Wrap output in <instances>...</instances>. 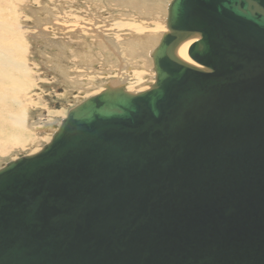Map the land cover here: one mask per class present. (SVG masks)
Listing matches in <instances>:
<instances>
[{
  "label": "water",
  "instance_id": "95a60500",
  "mask_svg": "<svg viewBox=\"0 0 264 264\" xmlns=\"http://www.w3.org/2000/svg\"><path fill=\"white\" fill-rule=\"evenodd\" d=\"M165 25L148 90L107 82L0 168V264H264V0Z\"/></svg>",
  "mask_w": 264,
  "mask_h": 264
},
{
  "label": "rangeland",
  "instance_id": "374dc122",
  "mask_svg": "<svg viewBox=\"0 0 264 264\" xmlns=\"http://www.w3.org/2000/svg\"><path fill=\"white\" fill-rule=\"evenodd\" d=\"M30 1H34L33 4ZM168 1L169 0H110L111 3L109 4V0H15V3L19 2L22 7L27 9L31 7L34 8L36 15L40 17V21H44L42 22L43 25L47 26L46 29L50 31V40L57 43L58 46H55L56 44L53 43L48 46L42 41H40V43L35 42L34 38L36 36L34 37V35L35 32L38 31L34 28L40 26L42 23L37 19H33L32 21V16L28 11L22 12V15L27 18L20 19L18 23L22 26L23 30L27 27L26 30L28 31L25 30V32L29 39L28 44H26L27 42L24 43V51L26 52L23 51L22 55L24 54L26 56L24 59L29 63L27 67L31 69L30 81L32 80L31 82L35 83L32 93L38 97L41 104L39 103V106H37L36 103L32 105L21 100L22 95L12 90V85L9 81V76H12L11 73L15 72V70L11 69L10 66L8 67L6 62L0 61V100L4 99L6 101L3 105L0 103V124H10L12 126L11 121H14V119H10L6 114V108L12 106L15 109V122L20 123L26 121L24 125L28 128L23 134L21 130L12 131L13 126L7 127L10 130V134L0 139V168L8 161L16 159L20 154L31 155L38 152L44 144L50 141L55 127L59 125L62 118L64 119L66 117L67 114L64 115L65 112H68L69 109L88 98L89 95L93 96L102 82H116L115 72L123 68L121 67L122 64L120 60L113 55L111 49H107V45H105V48L103 45L104 43L101 42V32L96 30V28H93L90 32L97 40H90V38H88L85 41H83L82 38H78L76 34H69V32L65 31L62 33L60 30H67L69 28H67V26L75 22L78 23V21L79 23L99 22L98 24L104 27L112 23L120 27L122 33L118 35L110 31V27V30L106 27L103 28L109 30L108 33H114L116 36L114 39L125 49H127L125 46H127L128 43H134L133 52L131 49V54L125 53L123 56L127 61L129 59L137 65L136 71L138 72H136L135 75L136 80L132 78V82L130 83L132 84L133 90L129 87L131 92L137 93L147 89L149 87L147 83L153 82L154 75L151 72L149 54L158 43L163 31L166 30L164 19ZM9 5L10 0H0V10L3 11L0 12V18H4L3 20L0 19V25L6 23V27H10L7 31L11 32V30H15L17 27L13 22V11ZM44 9L48 10V12ZM53 18V26L45 23L47 22L46 19ZM60 22L64 24V28L61 27L62 25ZM136 27L139 28V30L134 29ZM141 27H143V29ZM58 28L60 29L58 30ZM85 33L82 34L85 36L88 35L89 32ZM37 34L39 35V32ZM9 39H12V35L9 36L4 29L0 28V45L8 49L7 53H5L6 55L10 53V49H12L10 44H7ZM66 40H68L69 43ZM59 42L64 46L69 44L70 47H67V49H65L66 51L64 50L63 53L59 49ZM86 43L91 44V49H88L89 51L84 50L86 48ZM97 50H99V52ZM101 50H103V52ZM70 53L74 54L72 55ZM81 70L82 72L80 73ZM93 71H98L99 73L106 71L108 74L100 77L94 76V79L88 82L87 75L89 73L91 74ZM77 75H79V77H77ZM76 86L86 87L88 91L79 90ZM78 93L81 94V97L74 98L79 95ZM7 98H10L12 101L7 102ZM40 105L46 106L51 112L60 113V115L54 114L50 120L47 121L44 118L47 115V109L40 110ZM20 129H23V126ZM1 130L2 128H0V131Z\"/></svg>",
  "mask_w": 264,
  "mask_h": 264
},
{
  "label": "bare ground",
  "instance_id": "6f19581e",
  "mask_svg": "<svg viewBox=\"0 0 264 264\" xmlns=\"http://www.w3.org/2000/svg\"><path fill=\"white\" fill-rule=\"evenodd\" d=\"M17 1H19V0H17ZM23 1V0H22ZM2 2V1H1ZM32 4H33V2L34 1H30ZM169 2H170V0L168 1V3H167V5H166V15H167V6H168V4H169ZM36 3V2H35ZM111 2H110V0H109V4H110ZM10 8H11V10L13 11V13H12V15L14 16V20H13V22L16 24V29L15 30H11V32H8L7 30H9L10 29V27H6V23H4L3 25H0V28L1 29H4L6 32H7V34L9 35V36H11L12 35V39H9L8 40V42H7V44H10V47L12 48V49H10V53H8L7 55L5 54V53H7V51H8V49H6V48H4V47H2V45H0V61H4V62H6L7 63V65H8V67L10 66L11 67V69H14L15 70V72H13V73H11V75L12 76H9V81L11 82L10 84L12 85V90L13 91H16L17 93H20L21 95H22V98H21V100L22 101H24V102H27V103H30V104H32V105H34V103H36V105L37 106H39L38 104L40 103V101H39V99H38V97L37 96H35V94H33L32 93V89L35 87V83H32L31 81H30V79H31V76H30V73H31V69H28V67H27V65L29 64L27 61H26V59H24V58H26V56L23 54L22 55V53H23V51H24V43H26V44H28V35H27V33L25 32V30L27 29V27H26V29H22V26H20L19 25V23H18V21L20 20V19H26L27 17L26 16H24V15H22V12H25V11H28L29 12V14L32 16V21H33V19H37L40 23H42V22H44V21H40V17H38L37 15H36V12L34 11V8L33 7H31L30 9H27V8H25V7H22L20 4H19V2L18 3H15V0H10ZM61 6V5H60ZM113 6H115V5H113ZM62 7V6H61ZM64 8H65V5H64ZM67 8V7H66ZM23 9V10H22ZM42 9H43V7H42ZM44 10H46V9H44ZM98 10V9H97ZM101 10V9H100ZM47 12H48V10H46ZM0 12H3L2 10H0ZM101 12V11H100ZM1 14V13H0ZM30 18V17H29ZM165 18H166V16H165ZM0 19H4V18H0ZM31 19V18H30ZM56 20V19H55ZM73 20V19H72ZM79 20V19H78ZM77 20V21H78ZM81 20V19H80ZM104 20V19H103ZM25 21V20H24ZM27 21V20H26ZM46 21L47 22H45L46 24H51L52 26H53V21H54V18L53 19H46ZM61 21V20H60ZM68 21V20H67ZM75 21V20H74ZM64 22V21H63ZM66 22V21H65ZM107 22H108V20H107ZM113 22V21H112ZM56 23H57V20H56ZM61 23V22H60ZM99 23V22H98ZM97 22H92V23H83V22H81V23H79V21H78V23H74V24H71V25H69V26H67V30H65V29H62V30H60V31H62V33L65 31V32H69V34H76V35H78V38H82L83 39V41H85V40H87L88 38H90V40H92V39H96V37L90 32V31H92V29L93 28H96V30H98V31H100L101 32V35H102V43H104L103 45L105 46V45H107L108 46V48L107 49H111V52L113 53V55L117 58V59H119L120 60V62H121V64H122V66L121 67H123L120 71H118V72H115V74H116V82H111V81H108V82H110V84H112L113 86H115V85H123L124 86V88H125V90L126 91H128V92H131V90H133L132 89V84H130L131 82H132V78L133 79H135L136 78V72H138V71H136V68H137V65H136V63L135 62H131V60H129L128 59V61H127V59L123 56V54H125V53H128V54H131V49H132V52H133V45H134V43L133 42H131V43H128L127 44V46H125V47H127V49H125L124 47H122V46H120L119 45V43L116 41V39H114V37H116L115 36V34L114 33H117L116 35H118V34H120V33H122V29L120 28V27H117L115 24H112V23H110L108 26H106L105 25V27L107 28V29H109L110 30V28H111V30L110 31H112V32H114V33H108L109 32V30H106V29H104L105 27L103 26V25H100V24H98ZM109 23V22H108ZM39 24V23H38ZM107 24V23H106ZM40 25V24H39ZM56 25V24H55ZM58 25V24H57ZM61 27L62 28H64V24H62L61 23ZM77 25H79V26H77ZM87 25V26H86ZM164 25H165V19H164ZM66 26V25H65ZM90 26H91V30H90ZM46 27L47 26H45V25H43V23L40 25V26H37L36 28H34L35 30H37L38 32H39V35L37 34L38 32H35V35H34V40H35V42H39L40 43V41H42V42H44V44L45 45H48V46H50L51 45V43H53V44H56L55 46H58V44L57 43H55L54 41H52V40H50V37H49V35H50V31H48V29H46ZM50 27V26H49ZM48 27V28H49ZM79 27V28H78ZM104 27V28H103ZM110 27V28H109ZM29 28V27H28ZM51 28V27H50ZM56 28V27H55ZM98 28V29H97ZM142 29H143V27H141ZM165 28H166V25H165ZM60 28H58V30H59ZM134 29H136V30H139V28H134ZM149 29V28H148ZM33 30V29H32ZM52 30V29H51ZM55 30V29H54ZM26 31H28V30H26ZM53 31V30H52ZM51 31V32H52ZM83 31V32H82ZM30 32H33V31H30ZM85 32H89L88 33V35H85L84 36V34H82V33H85ZM167 32V29L166 30H164L163 31V33H162V35L164 34V33H166ZM15 34H17V35H15ZM31 34V33H30ZM29 34V35H30ZM86 34V33H85ZM41 35V36H40ZM64 35V34H63ZM161 35V36H162ZM161 36H160V38H161ZM52 38V37H51ZM160 38H159V40H160ZM198 38H194V39H188L187 41H185V42H183V43H181L178 47H177V49H176V51H175V54H176V56L180 59V60H182V61H184V62H186V63H188V64H190V65H193V66H199V65H197L195 62H193L189 57H188V49H189V47H190V45L192 44V43H194L196 40H197ZM33 40V41H34ZM56 40V39H55ZM97 40V39H96ZM60 41V40H59ZM66 41H68V40H66ZM95 41V40H94ZM5 42V41H4ZM65 42V41H64ZM92 42V41H91ZM90 42V43H91ZM159 42V41H158ZM29 43H31V42H29ZM60 43V42H59ZM68 43H69V41H68ZM90 43H86L85 45H86V48L84 49L85 51H89L88 49H91L90 48V45L92 44H90ZM71 44V43H70ZM94 44V43H93ZM98 44V43H97ZM100 44V43H99ZM158 44V43H157ZM156 44V45H157ZM30 45V44H29ZM41 45V44H40ZM43 45V44H42ZM156 45L153 47V49L156 47ZM5 46V45H4ZM44 46V45H43ZM54 46V47H55ZM101 46H102V44H101ZM100 46V47H101ZM53 47V48H54ZM67 47H70V45L68 44V45H66V46H64V45H61V43H60V50H61V52H63L65 49H67ZM77 47V46H76ZM46 48H47V46H46ZM105 48H106V46H105ZM39 49V48H38ZM43 49V48H42ZM49 49H51V48H49ZM55 49V48H54ZM101 49H103V48H101ZM152 49V50H153ZM71 50V49H70ZM73 50H74V48H73ZM152 50H151V52H152ZM66 51V50H65ZM72 51V50H71ZM98 52H99V50H97ZM102 52H103V50H101ZM100 51V52H101ZM24 52H26V51H24ZM51 52V51H50ZM55 52V51H54ZM68 52H70V51H68ZM104 52H105V49H104ZM150 52V53H151ZM59 53V52H58ZM64 53V52H63ZM75 53V52H74ZM73 53V54H74ZM79 53V52H78ZM77 53V54H78ZM68 54V53H67ZM70 54H72V53H70ZM72 54V55H73ZM58 55V54H57ZM59 55H61V54H59ZM108 55V54H107ZM80 57V56H79ZM149 57H150V54H149ZM124 58V59H123ZM150 60H151V58H150ZM151 69H152V60H151ZM80 70V69H79ZM85 71V70H84ZM88 71V70H87ZM82 72V70L80 71V73ZM151 72H152V70H151ZM33 73V72H32ZM78 73V72H77ZM153 73V72H152ZM84 74V73H83ZM108 74V72H106V71H104V72H96V71H93L91 74L89 73L88 75H87V81L89 82V80L91 81L92 79H94V76H98V77H100V76H105V75H107ZM154 75V74H153ZM75 76V75H74ZM77 77H79V75H77ZM154 77V76H153ZM83 80V79H82ZM136 80V79H135ZM81 81V80H80ZM153 81V80H152ZM135 82V81H134ZM153 83V82H152ZM105 84L106 83H104V82H102L101 84H100V86H99V89H97V91L96 92H94V94H93V96L94 95H97V94H99V93H101L103 90H104V86H105ZM147 85H148V83H147ZM149 86V85H148ZM1 87V86H0ZM129 87L131 88V90H129ZM76 88H78L79 90H82V91H88L87 89L88 88H86V87H82V86H80V87H77L76 86ZM149 89V87L147 88V89H145L144 91H146V90H148ZM144 91H140V92H144ZM80 92V91H79ZM140 92H137V93H140ZM82 93V92H81ZM131 93H133V92H131ZM79 95H77L76 97H74V98H80L81 97V94L80 93H78ZM134 94H136V93H134ZM92 97V95H89V97ZM87 97V96H86ZM85 97V98H86ZM88 97V98H89ZM87 99V98H86ZM7 100V102H10V101H12L10 98H7L6 99ZM0 103L3 105V104H5L6 103V101L4 100V99H1L0 100ZM41 104V103H40ZM40 110H43V109H47L46 108V106H43V105H40ZM73 108V107H72ZM14 108L12 107V106H10V107H8V108H6V114L9 116V118L10 119H14V121H11V124H12V126L10 125V124H5V125H2V124H0V128H2V130L0 131V139L1 138H4V137H6V136H8L9 134H10V130L7 128V127H12V131L13 130H21L22 132H23V134H24V131L25 130H28V128H27V126L26 125H24V124H26V121H23V122H20V123H16L15 121V119H16V115L14 114ZM54 114H56V115H60V113H54V112H51L49 109H47V115L44 117L45 118V120H47V121H49L50 120V118L54 115ZM67 114V112H65V114L64 115H66ZM63 115V116H64ZM63 119V118H62ZM62 121V120H61ZM61 121H60V123H61ZM60 123H59V125H57L56 127H55V129H57L59 126H60ZM6 126V127H5ZM23 126V129H20L21 127ZM18 127H19V129H18ZM55 131H53V133H54ZM26 133V132H25ZM53 133H52V135H53ZM52 135H51V137H52ZM51 139V138H50Z\"/></svg>",
  "mask_w": 264,
  "mask_h": 264
}]
</instances>
